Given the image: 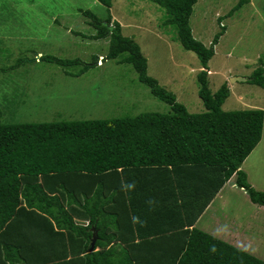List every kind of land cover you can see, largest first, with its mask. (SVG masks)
<instances>
[{
    "label": "trees",
    "instance_id": "1",
    "mask_svg": "<svg viewBox=\"0 0 264 264\" xmlns=\"http://www.w3.org/2000/svg\"><path fill=\"white\" fill-rule=\"evenodd\" d=\"M96 1L106 16L80 10L94 31L86 38L108 40L105 59L130 65L138 83L169 112L7 123L0 110V264H264L196 227L233 176L236 187L264 207V192L252 188L241 170L261 141L264 111H224L227 83L209 89L208 62L225 27L207 48L190 26L198 0H146L164 14L158 28L172 27L181 48L199 61L197 94L204 111L190 113L148 75L140 46L112 20L113 0ZM248 3L238 0L226 17ZM40 61L70 78L92 68L78 58L42 55ZM27 62L18 59L0 73ZM259 63L236 81L264 88V59Z\"/></svg>",
    "mask_w": 264,
    "mask_h": 264
},
{
    "label": "rangeland",
    "instance_id": "2",
    "mask_svg": "<svg viewBox=\"0 0 264 264\" xmlns=\"http://www.w3.org/2000/svg\"><path fill=\"white\" fill-rule=\"evenodd\" d=\"M125 1L113 0L112 20L119 22L124 36L140 46L148 62V75L172 91L190 113L203 112L197 94L200 64L196 55L181 48L172 27L158 28L164 15L158 7L146 0ZM237 2L198 0L190 18L192 35L210 48L215 34L225 27L208 62L209 89L215 92L227 83L230 95L222 106L224 111H264V88L236 81L248 78L260 65L259 59H264V0H249L226 17ZM80 10L92 11L101 19L106 16L96 0H0V70L18 59L29 60L16 70L0 73L4 122L107 120L146 112L168 113L169 106L138 83L130 65L105 59L108 40L86 38L94 31ZM222 17L225 19L219 22ZM42 55L78 58L92 68L70 78L60 67L42 63ZM262 130L261 141L241 169L251 187L260 192H264V122ZM232 185L226 187L229 191L225 190L224 200L219 196L212 202L196 227L206 232L229 231L235 234L233 246L263 260L264 211L251 208L248 196L230 189H234ZM255 217L262 218V223Z\"/></svg>",
    "mask_w": 264,
    "mask_h": 264
},
{
    "label": "crops",
    "instance_id": "3",
    "mask_svg": "<svg viewBox=\"0 0 264 264\" xmlns=\"http://www.w3.org/2000/svg\"><path fill=\"white\" fill-rule=\"evenodd\" d=\"M263 132V131H262ZM262 138V137H261ZM244 163V162H243ZM243 165V164H242ZM241 169H242V166H241ZM243 171V170H242ZM247 175V174H246ZM234 181H235V176H233L224 186H223V188L221 189V191L217 194V196H216V198L217 197H219V196H221L222 197V199L224 200V195H226V192H225V190H227V191H229L226 187L229 185V183H232V184H234ZM247 181H248V178H247ZM249 183V182H248ZM233 186V185H232ZM230 189H232V190H237V192L238 193H241L242 195H244L245 197H247V195L244 193V191H242L241 189H239V188H237L235 185H234V189L233 188H231L230 187ZM216 198L213 200V201H215L216 200ZM248 198V197H247ZM243 199H244V201H246L245 200V198L243 197ZM249 199V198H248ZM212 201V202H213ZM211 202V204L208 206V208L205 210V212L201 215V217L199 218V220H198V223L201 221V219L203 218V216L205 215V213L211 208V206H212V203ZM247 202V201H246ZM249 202H250V200H249ZM244 203V202H243ZM248 203V202H247ZM249 206H251V208H253V207H255V206H257L258 207V209H259V211L261 212V211H264V207H260V206H258V205H255V204H253V205H250L249 204ZM261 213H263V212H261ZM256 221H258V223L260 224V223H262V218H259V217H255L254 218ZM219 219H217V221H218ZM225 230V229H224ZM205 231V230H204ZM226 231H228V230H226ZM206 232V231H205ZM207 233H209V234H211V235H213V236H215V237H219L220 239H223L224 241H226V242H228L230 245H233L232 243H231V239L233 238V236L235 235V234H231V232H227V233H224V231H223V229H222V231H221V233H218L217 231H208ZM237 244H239V245H241V246H243V244L242 243H237ZM258 258H260V257H258ZM261 259V258H260ZM264 260V259H263Z\"/></svg>",
    "mask_w": 264,
    "mask_h": 264
},
{
    "label": "water",
    "instance_id": "4",
    "mask_svg": "<svg viewBox=\"0 0 264 264\" xmlns=\"http://www.w3.org/2000/svg\"><path fill=\"white\" fill-rule=\"evenodd\" d=\"M234 81H235V79H232V82H234ZM96 238H97L96 233H93V236L91 238L90 245H89V248H88V252L93 251L94 245H95V242H96Z\"/></svg>",
    "mask_w": 264,
    "mask_h": 264
},
{
    "label": "clouds",
    "instance_id": "5",
    "mask_svg": "<svg viewBox=\"0 0 264 264\" xmlns=\"http://www.w3.org/2000/svg\"><path fill=\"white\" fill-rule=\"evenodd\" d=\"M235 185V181H234V184H233V186ZM236 186V185H235Z\"/></svg>",
    "mask_w": 264,
    "mask_h": 264
}]
</instances>
